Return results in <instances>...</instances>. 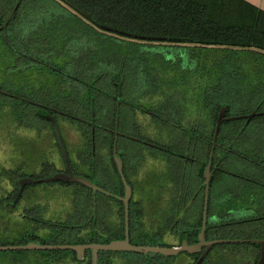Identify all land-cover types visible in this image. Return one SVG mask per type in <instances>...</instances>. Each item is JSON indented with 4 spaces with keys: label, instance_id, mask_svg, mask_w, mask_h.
I'll return each mask as SVG.
<instances>
[{
    "label": "trees",
    "instance_id": "obj_1",
    "mask_svg": "<svg viewBox=\"0 0 264 264\" xmlns=\"http://www.w3.org/2000/svg\"><path fill=\"white\" fill-rule=\"evenodd\" d=\"M18 2L0 0V20ZM12 19L15 25L20 20L23 40L17 52L8 51V68L17 72L12 64L17 53L25 68L34 63L47 69V76L66 68L72 75V113L92 118L94 111L98 122L114 126L120 95V129L126 130L127 108L134 103L139 106L132 114L141 126L138 135L171 149L162 156L167 165L147 173V227L132 226L131 242L167 246L196 241L203 225L204 171L220 109L226 105L228 116L243 114L234 112L238 103L223 91L220 80L229 69L244 79L252 72L264 79V9L248 0H20ZM147 45L163 49L147 56ZM172 50L175 59H168ZM149 57L158 64L147 63ZM243 58L250 63L244 64ZM173 60L174 65L167 63ZM156 68L161 74H152ZM263 81L249 82L251 94L260 93ZM255 98L252 110H264V95ZM109 100L112 121L106 123L101 114L108 115ZM263 119L264 114L221 125L208 200L209 239L264 238ZM104 136L114 138L108 131ZM72 185L81 191L76 208L82 214L92 211V189ZM79 220L73 218L70 226L57 223L53 242L108 240L95 225L80 233L75 225ZM260 251L255 242L217 243L201 264H257ZM59 252L76 260L73 250ZM101 255L109 260L104 264H146L145 254L131 250H104ZM189 257L195 262L199 254L147 253V264H186Z\"/></svg>",
    "mask_w": 264,
    "mask_h": 264
},
{
    "label": "flooded vegetation",
    "instance_id": "obj_2",
    "mask_svg": "<svg viewBox=\"0 0 264 264\" xmlns=\"http://www.w3.org/2000/svg\"><path fill=\"white\" fill-rule=\"evenodd\" d=\"M18 4L3 20H0V239L7 237L4 233L5 228L7 222L13 221V217L15 218L14 229L16 228L17 233L20 234L17 241L7 240L0 242V245H21L32 241L42 244L100 242L93 240L76 243H54L53 235L56 224L65 225L69 223L70 226L72 225L70 221L73 218L76 221L80 219L79 223L75 222L77 228L80 229V233L87 234L90 232V226L95 225L98 231L100 230L101 234L108 239L106 242L125 238L127 220L126 204L123 197L126 193V187L115 161V148L123 162L124 174L129 176V179L126 176V180L131 186V195L128 199V235L131 241L132 226L147 227V173L153 169H159L162 164L167 165L168 162L162 156L163 154L167 155L171 149L155 141L151 136L143 138L138 135L141 126L135 124L132 114L139 106L134 103L130 102L127 108V126L129 127L126 130L120 129L121 108L124 101L120 95L117 96L114 126L103 125L98 122L94 111L92 118L72 113L69 110L72 99V75L66 68L59 70L56 66H52L59 73L45 77V79L57 82L50 85L44 83L42 85L38 83V86L35 85L34 80L36 78L33 76H30L31 79H29V76L27 77L31 81L26 84L13 79V76L9 79V76H7L9 67L8 51L17 52L20 41L23 40L21 34L23 28L20 20L17 21L16 25V21L14 24L12 23ZM17 54V58L12 64L15 63L17 70H19L24 68V60L20 57V53ZM67 65H70L69 61ZM17 78L22 79L23 75L18 74ZM147 111L149 114L146 130L147 133H150L153 129L150 117L151 111ZM117 116H119L118 121ZM72 120L83 125L76 128L75 138L73 139L68 131V125L70 130ZM116 129L118 130L117 139ZM104 131L113 134L114 138H106ZM137 132L138 134H136ZM175 152L180 154L178 150ZM76 165H84L87 170L80 173L76 171ZM70 170H73L76 174L89 177L103 188V190L95 191L89 187L92 189L93 209L87 214H82L80 207L76 208L75 200L79 199L77 196L80 189L73 186L72 183L79 182L44 180L59 172L69 173ZM116 170L122 179L123 185ZM28 177L40 179V181L26 182L22 186L21 180ZM40 185L42 186V192H39L40 187L38 186ZM61 187L63 188L61 189L62 192H65L64 195H69L65 196L67 199L72 197V204L54 206L52 203V200H54L52 190ZM66 198L65 200H67ZM206 240L213 239L206 236ZM187 241L193 244L198 242V238L194 242ZM182 242L167 246H178ZM215 244L210 247L205 257ZM205 248L206 246H203L201 251L191 254H199L200 257ZM17 249L41 250L39 253L35 251L36 257L44 261L47 260V264H50L51 261H53V264L55 262L60 264H86L89 260L93 264L91 249L85 251L82 259L78 257V253L73 249ZM60 250H73L76 253V260L72 261L71 254L59 252ZM102 252L99 251L98 264L109 261L103 258ZM182 252L188 251H181L173 255ZM137 253L146 255L144 263L147 264V253ZM260 257L261 251L257 264ZM194 258L191 257V261L189 257L186 264L193 263ZM177 261L175 264L180 263Z\"/></svg>",
    "mask_w": 264,
    "mask_h": 264
},
{
    "label": "water",
    "instance_id": "obj_3",
    "mask_svg": "<svg viewBox=\"0 0 264 264\" xmlns=\"http://www.w3.org/2000/svg\"><path fill=\"white\" fill-rule=\"evenodd\" d=\"M264 114V110L258 111L255 110L253 112L247 113V114H240V115H227V106L223 105L220 109L216 129L214 133V139L213 144L209 156L208 164L204 171L205 176V185H206V193H205V206H204V213H203V225L202 229L199 233L198 242L190 244L186 239L183 240L181 245L178 246H161V245H137L132 243L129 240L128 235V199L131 195V186L128 184L126 180V176L124 174L123 170V162L121 160V157L117 154V150L115 148V161L118 165L119 172L121 174V177L124 181L125 187H126V193L123 197L125 204H126V237L123 239H113L108 242H91V243H79V244H42L39 242H29L27 244H21V245H0V249H17V248H61V249H73L78 253V257L82 259L85 255V251L87 249H91L93 253V264H98V255L99 251L104 250H113V251H120V250H131L135 252H152V253H161L164 255H173L177 254L181 251H188L190 253H196L202 250L203 246H206L204 251L202 252L201 256L197 259L195 264H200L205 257L206 253L210 249V247L215 243H222V242H256L261 246V257L259 259L258 264H264V238H252V239H239V238H217L213 240H206V227H207V217H208V200H209V191H210V182L212 177V163H213V156L215 152V148L217 145V140L220 132L221 125L224 121L234 119V118H248L251 119L254 116L262 115ZM119 116H117L118 121ZM56 126V124H55ZM118 129V128H117ZM116 129V139L118 130ZM56 130L58 132V128L56 126ZM58 136L60 137L59 133ZM45 181H53V180H63V181H70V182H79L81 184H84L88 187L93 188L95 191L97 190H103L101 186H99L97 183H95L92 179L89 177H86L84 175L76 174L73 170H70L69 173H63L59 172L54 174L53 176L49 178H45ZM40 181V179H32V178H24L21 180L22 186L26 182H37Z\"/></svg>",
    "mask_w": 264,
    "mask_h": 264
},
{
    "label": "rangeland",
    "instance_id": "obj_4",
    "mask_svg": "<svg viewBox=\"0 0 264 264\" xmlns=\"http://www.w3.org/2000/svg\"><path fill=\"white\" fill-rule=\"evenodd\" d=\"M158 48L160 50L163 49V47H157V46H152V45H147V56H150L152 54V52L158 50ZM185 49H181V52H183ZM186 51V50H185ZM168 53V52H167ZM175 52L174 50H172V53H168L167 57L168 59H171V58H174L175 56ZM172 55V56H171ZM177 55V54H176ZM239 56H242V55H239ZM175 59V58H174ZM244 64L248 65L249 63L243 58L240 59ZM149 62L150 65H154L155 64H158L159 61L157 60H154V59H151L150 57L147 59V63ZM167 63H172L174 65L175 60H173V62H167ZM33 66L31 67H28V68H22V69H19L17 70V72H15L12 68H8L7 69V76H9V79L11 76H13V79L15 80H18V81H22L24 84H26L28 81L30 82L31 80H28L27 77L29 76V79L30 76H33L35 77L36 79L34 80V84L38 86V83L40 81H43L45 80V77L47 76V72L48 70L45 69V68H42L39 67V66H35L34 63H32ZM38 65V64H37ZM8 66H11L10 63H8ZM214 71V70H213ZM152 74H158L160 72V70H157V68L155 70H151ZM132 73V72H131ZM18 74H22L23 75V78L22 79H19L17 78L16 79V76ZM212 76V75H211ZM48 77V76H47ZM203 79L207 78V76H202ZM214 78V77H213ZM264 78V76H262V79ZM27 79V81H26ZM264 80V79H263ZM261 79H259V77H257V75L255 73H250L246 76V78L244 79L243 78V75H235L233 74V71H231V69L227 70L226 74L223 75V77H221V88L223 89V91L226 92V94H228V96H234L235 97V100L237 101L238 105L235 106L234 108V112L236 113H243V114H247V113H250V112H253L255 110H252V108L254 107L255 105V96H259V95H264V88L261 89L258 93V94H251L252 91H251V86L249 82H252V83H255V82H258V81H263ZM16 82V81H15ZM264 82V81H263ZM247 96H249L247 98ZM101 98L103 99V95L101 96ZM250 98V99H249ZM245 99H249V102H247L246 105H242V101L246 102L248 100H245ZM236 103V104H237ZM108 115H106L105 117V114L102 113V119L107 123V122H111L112 121V102L111 100L108 101ZM264 120V119H263ZM262 121V120H261ZM72 124H70V130H69V125H68V131H69V134H71V137L72 139L75 138V130L76 128H79V126H83L80 122L78 121H71ZM125 126L126 127H129L127 126V123H125ZM258 127V126H256ZM260 130L263 129L262 131H264V121L260 124ZM254 133V132H252ZM138 134V132L136 133ZM77 167V168H76ZM75 169L76 171L78 172H85L87 170V167L86 166H80V165H76ZM40 187L39 189V192L41 191L42 192V186H38ZM71 188V187H69ZM63 189L62 187L61 188H57L56 190H52V192H54V200H52V203L54 204V206H58V204L60 205H63V204H72L73 203V200H72V197H68V199L65 197V196H69L68 194L67 195H64L65 192H62ZM79 197V195L77 196V198ZM65 198L67 200H65ZM15 218L13 217L11 222H7V225H6V228H5V236L7 237H4L3 239L1 238L0 239V242H4V241H11V242H14V241H17V237L19 236V232L17 233V230L16 228L14 229L15 227ZM168 240L172 241L173 238L170 237ZM35 251L37 253H39L41 250H32V249H10V250H0V264H47V260L44 261L42 259H39L36 257V254H35ZM50 264H53V261L50 262ZM55 264H60L59 262H55ZM64 264V263H63ZM67 264V263H65ZM72 264H76V263H72ZM79 264V263H78Z\"/></svg>",
    "mask_w": 264,
    "mask_h": 264
},
{
    "label": "crops",
    "instance_id": "obj_5",
    "mask_svg": "<svg viewBox=\"0 0 264 264\" xmlns=\"http://www.w3.org/2000/svg\"><path fill=\"white\" fill-rule=\"evenodd\" d=\"M248 1L264 9V0H248Z\"/></svg>",
    "mask_w": 264,
    "mask_h": 264
}]
</instances>
